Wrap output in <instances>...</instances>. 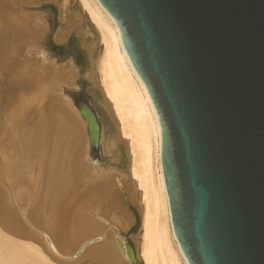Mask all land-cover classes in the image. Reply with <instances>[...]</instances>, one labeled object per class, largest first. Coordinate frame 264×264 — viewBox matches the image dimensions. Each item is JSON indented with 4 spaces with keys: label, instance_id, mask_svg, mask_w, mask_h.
Wrapping results in <instances>:
<instances>
[{
    "label": "bare ground",
    "instance_id": "bare-ground-1",
    "mask_svg": "<svg viewBox=\"0 0 264 264\" xmlns=\"http://www.w3.org/2000/svg\"><path fill=\"white\" fill-rule=\"evenodd\" d=\"M74 1L63 36L76 33L83 62H91L96 37L99 44L94 68L84 78L82 63L81 73L96 113L92 152L88 122L59 94L77 75L59 80L39 57L47 21L21 15L22 0H0V264H130L109 224L129 227L126 215L111 212L118 192L137 202L143 264H186L172 231L156 126L120 36L95 0ZM82 13L87 32L79 29ZM70 67L80 75L72 60Z\"/></svg>",
    "mask_w": 264,
    "mask_h": 264
},
{
    "label": "water",
    "instance_id": "water-1",
    "mask_svg": "<svg viewBox=\"0 0 264 264\" xmlns=\"http://www.w3.org/2000/svg\"><path fill=\"white\" fill-rule=\"evenodd\" d=\"M95 1L120 36L156 126L186 264H264V0ZM50 42L78 68L81 91L70 85L59 94L88 122L94 151L83 56L73 42Z\"/></svg>",
    "mask_w": 264,
    "mask_h": 264
},
{
    "label": "rangeland",
    "instance_id": "rangeland-1",
    "mask_svg": "<svg viewBox=\"0 0 264 264\" xmlns=\"http://www.w3.org/2000/svg\"><path fill=\"white\" fill-rule=\"evenodd\" d=\"M24 1H25V3H24ZM29 3L31 5H29ZM25 5H27V6H25ZM19 6H21V7H19ZM19 6L16 10H19L20 14L23 15L26 19H28L30 16H38V15H42L43 18H45L49 27H48V32L45 35L43 50H47L50 53L49 62H50V65L52 66L50 68L58 69L59 73L57 72V74H58L57 76H58L59 80H60V77L67 75L69 73H74L75 75H77V78L72 83H70V85L72 88H75L76 90L81 91V89H79L77 84H76L78 78H80V75L78 76V73L74 72L71 69V67H70L71 60H69L67 58V55H64V53L62 51H57V50H54L53 48H51V44H50L51 43L50 41H52L56 46H63L64 44H69L70 42H73L72 46L75 47L76 49H78L79 52H82L81 49H83V48L80 46L79 39H78L75 32H69L66 35V37L63 36L65 31L67 30V26L73 25V23L70 25V23L68 21V17L72 16L71 11L75 8L74 7L75 1L74 0H22V3H20ZM49 6L55 7L56 11L55 12L51 11L48 8ZM81 15H82L81 16L82 17V24H81L82 26L79 29H84V31L87 32L88 29H91V28L89 27V24L86 22L85 15L83 16V13ZM73 16L75 17L74 14H73ZM95 42H96V45H95L96 52L93 53L94 57L92 55L91 62L87 58V56H85L84 68L86 69V71L83 74L84 78H85L86 73L89 71V69L92 66L94 68V62L93 61L95 60L96 55H97V51L99 50V46H98L99 44L97 42V37L95 38ZM52 57H54V60L52 59ZM91 87L95 88L93 85ZM100 108L102 109L101 106H100ZM103 115H105V112ZM104 125H105L104 126L105 130L110 131L111 126H110L109 122H107V123L105 122ZM89 149L91 150V148H89ZM91 152H92V150H91ZM121 153L122 152L120 150V155H121ZM123 154L125 155V152H123L122 155ZM98 155H99V153H98ZM98 155H96V156L91 155V158H92L91 161L92 162L94 161L95 164H98L96 162L97 159L99 160V158H97ZM124 163H125V157H124ZM117 170L122 171V173L124 174V176L127 179V182H129L131 177H130V174L128 171V166L127 165L125 166L124 164L123 165L120 164V167H118ZM118 195H120V197ZM110 203L112 205V207H111L112 213L115 212L119 215L120 214H123L124 216L126 215V217L128 218V221H129V227L126 230H122L121 228L116 227L112 223H109V220H107L108 217H102V215L100 217L105 219V222L103 220H99V222L101 224H104L105 226H106V223H109L110 226H113L119 232L120 236L123 239H125L126 241H128L131 244V246L133 247L134 252L136 254V258H137V264H143L142 259L140 257V245H139V233H140V228H141V215L139 212L137 202H133L132 200H130L129 197L127 196V194H125L124 192L123 193L118 192V194H116V197H114V198H112V200H110ZM18 212L20 214L24 213V215H25L24 209H21ZM111 212H109V214H107V216H109Z\"/></svg>",
    "mask_w": 264,
    "mask_h": 264
},
{
    "label": "clouds",
    "instance_id": "clouds-1",
    "mask_svg": "<svg viewBox=\"0 0 264 264\" xmlns=\"http://www.w3.org/2000/svg\"><path fill=\"white\" fill-rule=\"evenodd\" d=\"M39 57L42 59L44 63H48L50 53L47 50H41V52L39 53ZM52 59L54 60V57H52Z\"/></svg>",
    "mask_w": 264,
    "mask_h": 264
}]
</instances>
